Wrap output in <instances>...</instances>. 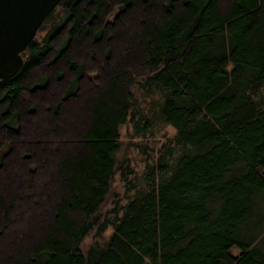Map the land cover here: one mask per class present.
<instances>
[{
	"label": "trees",
	"instance_id": "1",
	"mask_svg": "<svg viewBox=\"0 0 264 264\" xmlns=\"http://www.w3.org/2000/svg\"><path fill=\"white\" fill-rule=\"evenodd\" d=\"M23 56L0 78V264H264V0H59ZM127 120L173 127L139 173Z\"/></svg>",
	"mask_w": 264,
	"mask_h": 264
},
{
	"label": "water",
	"instance_id": "2",
	"mask_svg": "<svg viewBox=\"0 0 264 264\" xmlns=\"http://www.w3.org/2000/svg\"><path fill=\"white\" fill-rule=\"evenodd\" d=\"M59 0H0V78L17 71L23 50Z\"/></svg>",
	"mask_w": 264,
	"mask_h": 264
},
{
	"label": "rangeland",
	"instance_id": "3",
	"mask_svg": "<svg viewBox=\"0 0 264 264\" xmlns=\"http://www.w3.org/2000/svg\"><path fill=\"white\" fill-rule=\"evenodd\" d=\"M173 132V127L171 125H165L158 131L154 132V134L151 135H134L132 132V125L131 121L127 120L120 126V136H119V148L116 152V157L118 162L122 161V163H125L129 161L131 166L134 169V172L139 173L143 165L145 163V153L142 148H147L148 150L151 149V151L155 150L157 145L165 138L166 135L171 134ZM155 147V148H151ZM123 195H124V187L123 182L120 178L119 171H116L113 175L109 192L107 193L106 199L101 205V208L99 209L100 218L98 219V222L100 219L110 213L107 211L115 202V199L123 201ZM258 215H257V224L259 226H264V200H260L258 204ZM98 222L95 223V225L90 229V231L85 235V237L82 240V246L85 248L88 246L94 239H97L98 241H102L105 239V237L109 234L111 231V226H107L103 231L98 232ZM257 225V226H258ZM261 246H264V233L261 236V239L259 240ZM233 251L237 252L238 248L233 247Z\"/></svg>",
	"mask_w": 264,
	"mask_h": 264
},
{
	"label": "flooded vegetation",
	"instance_id": "4",
	"mask_svg": "<svg viewBox=\"0 0 264 264\" xmlns=\"http://www.w3.org/2000/svg\"><path fill=\"white\" fill-rule=\"evenodd\" d=\"M57 3H58V2H57ZM57 3H56V4H57ZM56 4H55V6H56ZM55 6H54V7H55ZM54 7H53V8H54ZM53 8H52V9H53ZM50 10H51V9H50ZM50 10H49V11H50ZM49 11H48V12H49ZM48 12H47V13H48ZM46 15H47V14H46ZM46 15H45V16H46ZM44 18H45V17H44ZM44 18H43V19H44Z\"/></svg>",
	"mask_w": 264,
	"mask_h": 264
}]
</instances>
